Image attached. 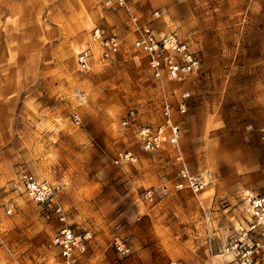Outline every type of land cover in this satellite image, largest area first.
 <instances>
[{"label": "rangeland", "instance_id": "374dc122", "mask_svg": "<svg viewBox=\"0 0 264 264\" xmlns=\"http://www.w3.org/2000/svg\"><path fill=\"white\" fill-rule=\"evenodd\" d=\"M104 2L0 0V264H62L50 244L59 222L25 197V172L61 184L68 224L90 231L78 264H227L247 196L264 195V0H126L199 58L176 116L183 159L209 182L197 195L173 187L169 151L136 140L134 126L159 120L157 85L131 47L128 10ZM97 26L126 50L80 70ZM117 152L131 159L114 163Z\"/></svg>", "mask_w": 264, "mask_h": 264}, {"label": "built area", "instance_id": "2783aa9c", "mask_svg": "<svg viewBox=\"0 0 264 264\" xmlns=\"http://www.w3.org/2000/svg\"><path fill=\"white\" fill-rule=\"evenodd\" d=\"M104 5L109 8L125 7L128 10V30L133 33L131 47L143 55L146 67L157 85L159 120L154 126L133 124L136 140L144 151H169L178 165L173 187L197 195L209 182L204 175L192 173L188 169L180 150L181 127L176 116L186 112L189 98V91L180 87V84L198 69L199 58L189 44L175 34H157L148 23L140 22L136 14L129 10L126 0H105ZM91 36L95 51L87 46L77 53L80 70H89L95 60L98 63L114 61L126 50L121 37L99 26L93 28ZM133 117V112L129 111L121 124L128 125L134 120ZM73 121L79 122L77 114L73 115ZM128 159H131L130 152H117L114 163ZM20 183L25 197L40 208L43 216H53L59 222L50 244L57 250L61 263L78 264L79 256L91 239V233L89 230L75 231L68 224L60 196L61 184L39 180L31 172L23 173ZM246 204L250 220L221 249L231 256L227 264L264 263V195H249ZM10 211L7 209L6 213ZM115 249L122 256L129 253V247L120 242H116Z\"/></svg>", "mask_w": 264, "mask_h": 264}, {"label": "snow or ice", "instance_id": "6c2138e0", "mask_svg": "<svg viewBox=\"0 0 264 264\" xmlns=\"http://www.w3.org/2000/svg\"><path fill=\"white\" fill-rule=\"evenodd\" d=\"M122 2H123V0H122Z\"/></svg>", "mask_w": 264, "mask_h": 264}]
</instances>
